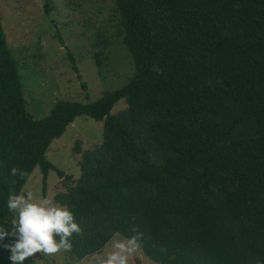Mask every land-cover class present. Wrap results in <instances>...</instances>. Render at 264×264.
<instances>
[{
  "label": "trees",
  "instance_id": "trees-1",
  "mask_svg": "<svg viewBox=\"0 0 264 264\" xmlns=\"http://www.w3.org/2000/svg\"><path fill=\"white\" fill-rule=\"evenodd\" d=\"M114 1L132 77L95 101L57 100L41 119L26 109L0 15V225L11 233L8 195L34 167L43 193L51 169L63 177L46 152L85 115L103 121L102 143L58 197L84 231L73 257L136 229L156 264H264V0Z\"/></svg>",
  "mask_w": 264,
  "mask_h": 264
},
{
  "label": "rangeland",
  "instance_id": "rangeland-1",
  "mask_svg": "<svg viewBox=\"0 0 264 264\" xmlns=\"http://www.w3.org/2000/svg\"><path fill=\"white\" fill-rule=\"evenodd\" d=\"M0 15L7 45L21 76L26 109L34 119L48 115L57 100L95 101L104 93L124 86L134 73L131 55L119 33L114 0H0ZM68 53L74 58L80 78ZM82 82L87 90L82 89ZM125 108V100L121 98L110 113L117 114ZM102 131L103 121L85 115L76 117L51 142L45 155L63 172V177L51 169L43 193V176L36 166L23 191H32L37 199L48 198L64 206L58 197L78 178L81 153L102 143ZM113 239L124 237L115 233L103 249L83 259L68 251L54 256L38 252L24 264H100L112 251ZM16 240L13 236L0 243V264H13L7 245ZM130 264L156 263L140 250Z\"/></svg>",
  "mask_w": 264,
  "mask_h": 264
},
{
  "label": "clouds",
  "instance_id": "clouds-1",
  "mask_svg": "<svg viewBox=\"0 0 264 264\" xmlns=\"http://www.w3.org/2000/svg\"><path fill=\"white\" fill-rule=\"evenodd\" d=\"M10 175L24 179L28 173L12 167ZM15 183L12 180V184ZM7 208L13 214L10 222L13 227L9 233L0 225V239L9 234L17 237L14 244L7 245L11 249L10 260L13 264H24L38 252L43 256H54L62 251H70L73 236L84 235L81 223L76 220L70 208L58 206L48 198L37 199L32 191H11ZM134 233L129 238L113 239L112 251L107 253L100 264H130V259L141 250L146 238L144 232L134 229ZM256 264L261 262L257 260Z\"/></svg>",
  "mask_w": 264,
  "mask_h": 264
}]
</instances>
